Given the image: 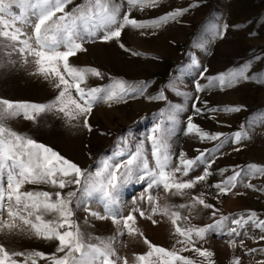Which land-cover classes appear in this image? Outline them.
<instances>
[{
    "label": "snow or ice",
    "instance_id": "snow-or-ice-1",
    "mask_svg": "<svg viewBox=\"0 0 264 264\" xmlns=\"http://www.w3.org/2000/svg\"><path fill=\"white\" fill-rule=\"evenodd\" d=\"M73 0H0V67L5 63L31 66L34 76L48 82L55 90L53 99L39 103L17 101L0 97V234L25 236L55 242V251L15 250L0 243V264H130L128 257L117 251L121 237H141L147 246L142 254H133L131 264H215V253L197 244L204 242L210 233L226 235L229 246L237 247V239L264 241V219L257 212L225 215L208 203L205 194H191L198 184L218 173L223 176L228 168L214 173L212 165L217 154L222 155L226 144L239 145L248 135L252 124L241 125L233 133H209L188 116L185 134L195 135L200 141H217L210 149L196 150L198 155L189 158L182 150L172 151L171 139L175 134L177 115L183 106L167 104L154 115L153 126L145 137L130 142L131 130L115 138L106 154L94 161V167L82 168L53 148L38 142L25 133L11 128L9 121L23 118L33 124L49 114L56 115L71 127L82 126L89 132V118L93 108L100 104L127 103L129 99L144 97L149 101H167L165 89L156 95H147L148 82H129L109 77V83L89 86V78L105 79V73L91 66H77L70 58L87 51L86 44L116 43L133 56L145 55L122 42L126 29L140 30L141 35H155L158 29L179 18L198 5L176 8L159 18L141 20L133 11L155 8L159 0H81L70 10ZM226 23L211 19L205 23L201 35L193 39L187 53L189 63L178 65L166 88L192 101L193 115L202 116L207 101L200 94L207 90L231 88L241 81L253 79L248 75L253 67L249 60L239 67L217 75H206L196 50L207 51L217 39H223ZM5 57L7 59H5ZM15 57V59H13ZM254 60L264 59L256 56ZM193 69L197 78L192 81L193 92L181 90L182 77ZM264 82V77H256ZM206 81L202 83L201 81ZM242 106H225L213 111L239 112ZM264 122V121H261ZM254 123V122H253ZM239 151V147H234ZM175 156V163H174ZM202 169L200 174L192 175ZM232 175L210 185L220 195H228L238 184L257 189L251 178L264 176V166L248 164L234 166ZM142 185L138 197L131 205L122 199L123 191L133 185ZM49 186L50 190L26 186ZM163 192V196L160 194ZM188 197L186 203H168V197ZM99 205L101 211L94 210ZM202 206L211 210V221L203 226L191 222V213ZM188 210V214H184ZM77 211L88 218L110 221L116 229L111 236H93L81 229ZM138 219L153 225L167 219L177 237L172 248L152 243L139 227ZM258 229V237L250 236L246 226ZM243 247V239L239 241ZM191 252L194 256L182 253ZM264 254V247L246 250V255ZM230 264H241L234 257ZM257 264H264L260 260Z\"/></svg>",
    "mask_w": 264,
    "mask_h": 264
},
{
    "label": "rangeland",
    "instance_id": "rangeland-1",
    "mask_svg": "<svg viewBox=\"0 0 264 264\" xmlns=\"http://www.w3.org/2000/svg\"><path fill=\"white\" fill-rule=\"evenodd\" d=\"M81 0H73L68 5L70 10ZM191 4L198 6L189 8V11L179 18L178 22H170L158 29H150L155 35H141L140 30L126 29L122 35V42L133 50L144 53L142 56H133L122 50L116 43L86 44V52L78 53L70 58V63L77 66H91L105 73V79L89 78V86H98L109 83V77L122 78L129 82H148L147 95H156L164 88L168 97L167 101H149L144 97L129 99L127 103H118L108 106L100 104L93 108L89 118L92 131L89 132L82 126H68L63 119L49 114L38 123L33 124L23 118L9 121L12 129L25 133L38 142L43 143L82 168L94 167V161L106 154L116 137L126 134L131 130L133 138L130 142L145 137L153 126L154 115L167 104L183 106L184 111L177 115L175 134L171 139L172 151L178 154L181 150L189 158L198 155L196 151L213 148L217 141H200L195 135L185 134V123L188 116H193L194 123L209 133L221 132L233 133L252 124L248 135L239 145L226 144L217 154L212 165L214 173L218 169L228 168L223 176L218 173L212 175L204 183L198 184L191 194H205L206 201L215 205L225 215L248 213L255 211L261 219H264V191L248 189L238 184L228 195L218 196L216 190L210 185L217 183L232 175L234 166L258 164L264 166V82L256 77H264V59L254 60L256 56L264 57V0H159L155 8H146L143 11H133L132 15L137 19H155L176 8H187ZM211 19L219 23H226L228 29L223 39H217L207 51L196 50V55L203 67L207 68L206 75L219 73L239 67L249 60H253V67L248 75L254 78L241 81L235 86L223 90H207L200 94V100L207 101V105L198 104V107H206L202 116L193 115L192 101L186 96L177 95L166 88L168 81L173 77L178 65L189 63L187 53L191 50L192 41L199 37L205 23ZM5 59H7L5 57ZM15 59V57H13ZM31 66L7 64L0 67V97L17 101L47 102L54 98L56 92L52 86L43 79L32 75ZM197 78V72L193 69L182 77L181 90L193 92L192 81ZM206 83V81H201ZM225 106H242L239 112L213 111ZM254 122V123H253ZM239 147V151L233 150ZM175 163V156H174ZM202 169L192 175L200 174ZM251 183L257 189L264 187V176L251 178ZM36 187L38 190H50L49 186ZM142 185L133 184L122 193L124 202L131 205L133 198L139 196ZM162 196L163 192L160 193ZM188 197H168V203L179 205L186 203ZM94 210L101 211L99 205ZM188 214V210H184ZM87 213L77 211L76 219L81 229L93 236H111L116 232L115 226L110 221H99L88 218ZM193 224L203 226L211 221V210L198 206L191 213ZM139 227L144 235L154 244L165 248H172L177 237L173 227L167 219L153 225L150 221L138 219ZM246 229L250 236L261 235L258 229L249 224ZM226 235L210 233L207 239L198 247L203 246L215 253V264H230L234 257H240L241 264H257L264 260V254L254 253L246 255V250L264 247V241L244 238V232L237 239V247L229 246ZM243 239V247L239 241ZM0 243L15 250H39L45 253L55 251L56 243L30 239L25 236H5L0 234ZM117 251L121 256L128 257L130 264L133 254H142L147 251V246L141 237H121L117 243ZM186 256H194L191 252L182 253ZM40 264H44L43 261Z\"/></svg>",
    "mask_w": 264,
    "mask_h": 264
}]
</instances>
